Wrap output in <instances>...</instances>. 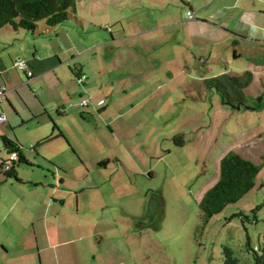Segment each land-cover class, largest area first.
<instances>
[{
    "label": "crops",
    "instance_id": "1",
    "mask_svg": "<svg viewBox=\"0 0 264 264\" xmlns=\"http://www.w3.org/2000/svg\"><path fill=\"white\" fill-rule=\"evenodd\" d=\"M108 1L79 0L75 16L53 28L0 31L6 33L0 34V86L8 90L0 138L8 158L5 140L31 165L22 164L23 176L18 166V181L0 176V264H108L107 214L127 231L140 217L127 211V203L141 210L147 202L145 196L129 197L130 189L138 193L131 175L144 171L123 160L131 154L125 145L141 131L127 111L114 114L116 107L126 110L123 102L131 96L138 100L133 109L149 102L151 86L170 87L174 73L167 80L159 71L167 57L180 63L182 74L194 67L193 59L206 65L205 57L195 55L201 45L214 49L236 40L234 59L242 58L240 41L252 44V52L242 53L255 61L264 54V0ZM87 8L89 14L82 12ZM189 11L198 19H188ZM21 60L26 72L15 67ZM120 83L124 95L118 97ZM86 98L89 106L82 108ZM21 128L36 145L28 157L25 139L16 134ZM40 130L48 136L40 137Z\"/></svg>",
    "mask_w": 264,
    "mask_h": 264
},
{
    "label": "rangeland",
    "instance_id": "2",
    "mask_svg": "<svg viewBox=\"0 0 264 264\" xmlns=\"http://www.w3.org/2000/svg\"><path fill=\"white\" fill-rule=\"evenodd\" d=\"M90 1L103 5L108 0ZM88 10L82 9V12L89 14ZM240 43L244 50L238 49V54H242L239 60L234 59L235 46L230 42L219 43L214 49L210 45L194 47L195 55L199 59L205 57L207 63L193 59L194 67L190 65L182 74H179L180 63L167 57L168 61L163 60L164 67L159 71L167 80L174 73L170 87L157 89L153 85L149 102L132 109L131 103L138 100L129 96L123 102L126 110L121 104L116 107L114 114L127 111L126 115L134 119L133 127L141 131L136 133L138 138L135 137L133 144L131 141L125 145L131 154L123 160L127 167L137 164L144 171L131 175L132 180H138L135 183L138 193L135 195L130 189L129 197L145 196L147 202L141 210L139 206L130 207V203L123 205L128 207L127 211H135L140 216L127 226L128 232L107 214L111 224L108 251L115 254L109 256L108 264H226L227 249L238 264H255L254 252L264 243V54L255 61L242 53L249 52L252 44ZM167 62L169 66L165 65ZM257 68L261 69L259 73L251 71ZM244 69L252 74V80L243 89L245 105L237 109L224 104L221 93L208 87L206 82L222 76L223 71L229 70L228 74L235 75L243 74ZM123 87L122 83L117 85L118 97L124 95ZM47 131L40 130L38 135L48 136ZM9 133L15 140L13 132ZM16 134L25 139L22 151L28 157L36 146L27 141L26 135L31 133L21 128ZM180 136L185 141L182 147L175 143ZM247 146L251 148L245 149ZM3 147L0 138V159H8ZM230 152L259 167L256 186L240 202L227 206L204 224L201 201L219 182L222 160ZM19 165L22 175L27 170ZM148 172H153V176ZM126 195L122 194L121 199ZM116 236L118 242L114 243Z\"/></svg>",
    "mask_w": 264,
    "mask_h": 264
},
{
    "label": "trees",
    "instance_id": "3",
    "mask_svg": "<svg viewBox=\"0 0 264 264\" xmlns=\"http://www.w3.org/2000/svg\"><path fill=\"white\" fill-rule=\"evenodd\" d=\"M79 0H0V31L11 29L15 32L25 31L34 33L40 28V23L46 27L60 26L75 16ZM234 46L238 41H233ZM28 74V73H27ZM252 80L250 72L243 74H225L207 81L208 87L216 88L222 95L224 104L231 106H244L245 95L243 89L249 87ZM3 109V107H2ZM6 149L9 150L8 160H0V176L5 180H19L17 168L19 164L31 166L22 157L17 145L5 140ZM176 145L183 146L185 141L182 136L175 139ZM16 153L18 159L11 162L10 157ZM11 169L4 172L7 164ZM259 167L251 160L243 158L236 152L228 153L221 163L220 180L210 189L200 204L201 219L206 224L215 215L221 214L231 204L240 202L256 186ZM226 264H238L233 259L230 249L225 251ZM254 263L264 264V243L258 252H254Z\"/></svg>",
    "mask_w": 264,
    "mask_h": 264
},
{
    "label": "built area",
    "instance_id": "4",
    "mask_svg": "<svg viewBox=\"0 0 264 264\" xmlns=\"http://www.w3.org/2000/svg\"><path fill=\"white\" fill-rule=\"evenodd\" d=\"M187 18L190 20H195V19H198V16L194 12L189 11V12H187ZM15 67L19 70H22L23 72H26V63L23 60L16 62ZM28 75L31 77L32 73L28 72ZM85 80H86V76L83 75L79 79V83H82ZM7 94H8V90H7L6 86H0V127L7 123V116L2 109L4 100H5V97L7 96ZM104 103H105V100H101V101H99L98 105L102 106ZM80 105L82 108L88 107L89 106L88 98L83 99L81 101ZM17 159H18V155L16 153H14L10 157L11 162L16 161ZM11 167H12L11 163L7 164L6 167L4 168V172L9 171L11 169Z\"/></svg>",
    "mask_w": 264,
    "mask_h": 264
},
{
    "label": "water",
    "instance_id": "5",
    "mask_svg": "<svg viewBox=\"0 0 264 264\" xmlns=\"http://www.w3.org/2000/svg\"><path fill=\"white\" fill-rule=\"evenodd\" d=\"M236 107H237V109H240L241 108V105H238V106L236 105Z\"/></svg>",
    "mask_w": 264,
    "mask_h": 264
}]
</instances>
